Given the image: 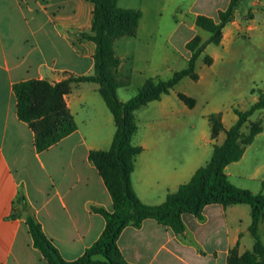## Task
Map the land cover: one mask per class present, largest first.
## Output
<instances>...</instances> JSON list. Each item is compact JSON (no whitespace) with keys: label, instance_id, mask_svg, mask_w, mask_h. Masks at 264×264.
<instances>
[{"label":"crops","instance_id":"obj_1","mask_svg":"<svg viewBox=\"0 0 264 264\" xmlns=\"http://www.w3.org/2000/svg\"><path fill=\"white\" fill-rule=\"evenodd\" d=\"M122 1L121 8L141 10V20H148L152 10L176 12L184 3L189 22L177 23L166 46L157 45L156 53L163 55L161 64L147 62L148 79L161 78L165 65L170 77H162L164 80L188 66L192 55L186 48L188 42L197 35L203 41L210 39L211 35L202 37L204 30L196 25L197 17L206 16L219 23V13L231 3L141 0L140 7L134 8ZM94 10L90 0H0V264H49L34 246L26 216H13L14 202L21 196L46 236L70 262L82 257L105 230V217L94 209L114 212L111 194L89 160L91 151L110 149L117 130L100 85H71L65 101L77 129L42 152L36 147L33 129L18 117L14 92L15 84L24 81L47 80L54 85L95 74L96 45L81 36L91 33ZM141 27L140 21L138 35ZM249 40L254 42L253 47L245 48ZM129 41L125 36L115 42V52L122 62L119 87L128 71V57L136 56L124 51ZM206 55L213 59L211 65L205 64ZM174 57L185 60L186 65L179 69ZM197 72L198 81L185 77L170 94L136 113L139 130L133 143L143 151L137 158L132 182L146 205L163 204L168 194L188 183L211 160L215 145L224 143V131L213 136L210 115L221 113L225 130L238 120L231 107L225 111L200 110L201 104L230 98L240 106L257 102L256 88L264 89V0H243L238 5L235 19L223 30L221 44L208 45L197 61ZM180 93L194 98L196 106L189 108L179 98ZM225 171L235 186L264 193V131L242 159ZM183 221V235L154 219L146 220L141 227H127L118 241L125 260L130 264H228L232 249L238 248L240 255L253 249L249 205L225 208L213 204L205 208L203 219L185 214ZM261 231L264 234V218Z\"/></svg>","mask_w":264,"mask_h":264},{"label":"trees","instance_id":"obj_2","mask_svg":"<svg viewBox=\"0 0 264 264\" xmlns=\"http://www.w3.org/2000/svg\"><path fill=\"white\" fill-rule=\"evenodd\" d=\"M95 5L91 33H83V39L96 45L95 74L69 78L57 84L47 80H29L15 84L18 117L29 124L35 132L36 147L45 151L76 131L77 125L70 113L65 96L71 92L73 83L92 82L100 85V94L113 114L117 126L113 143L107 151H91L89 160L97 167L114 202V212L94 209L106 219V227L99 238L84 255L75 261H66L46 236L42 225L29 212L26 199L18 201L26 211V223L33 238L34 246L42 253L49 264H130L122 255L118 241L122 232L129 226L141 227L148 219L170 227L183 235L186 226L185 214L203 219L205 208L219 204L227 208L234 205L251 207L252 223L249 231L254 239L253 249L238 254V248L230 251L228 264H264V242L260 226L264 218V193L255 194L235 186L226 174V167L242 159L246 149L253 144L257 135L264 131L262 121L251 122V117L264 111V89H258V100L246 110L234 108L237 122L225 130L221 113L209 116L216 138L226 133L223 144L215 145L211 160L197 170L192 179L173 193L168 194L161 205H146L134 190L132 175L138 156L143 149L133 143L139 130L136 117L138 110L151 102L170 94L185 78L199 80L197 61L205 53L208 45H220L224 28L235 19V11L243 0H231L227 10L219 13V23L206 16H198L196 25L210 33V39L203 41L195 36L186 48L192 55L188 66L175 72L169 79L149 78L137 95L128 101H121L117 95L119 88L118 70L121 60L115 52V41L121 37H137L139 22L143 17L141 10L125 9L117 5V0H90ZM250 17L254 14L250 13ZM213 59L206 55L205 64L211 65ZM128 84L124 81L123 85ZM179 98L191 109L196 100L180 93ZM250 125L251 132L244 129ZM14 217L19 216L14 213Z\"/></svg>","mask_w":264,"mask_h":264},{"label":"rangeland","instance_id":"obj_3","mask_svg":"<svg viewBox=\"0 0 264 264\" xmlns=\"http://www.w3.org/2000/svg\"><path fill=\"white\" fill-rule=\"evenodd\" d=\"M117 5L119 6V0L116 1ZM122 4L128 6H132L134 8H139L141 4V0H124L122 1ZM182 8H180L178 11L174 12L173 9H162V10H152V14L148 17V20H140L142 22V27L139 31V36L137 39H134L133 37L130 38L129 45L124 48V51H127V54L134 53L136 56L133 58L132 56H129L127 59V72L124 74V81L128 82V84L123 85L122 87H119L117 89V95L121 101L123 100H130L134 96L137 95L140 88L145 84L147 77L146 67L147 62L151 61L154 64H157L158 61L162 62L163 55L160 53L159 55L156 53L157 45L158 44H164L166 46V41L168 42L169 35L173 32V29L176 27V24L181 21H187L189 22L187 15H186V9L184 8V3L182 4ZM140 24V22H139ZM201 35L204 39L208 38L210 34L208 32L201 31ZM119 39V38H118ZM116 42V41H115ZM254 42L252 40H249V43H244L245 48H251L253 47ZM259 47V46H257ZM166 48V47H165ZM161 49V47H160ZM167 49V48H166ZM156 53V54H155ZM167 57L171 58L170 52L166 51ZM175 58V59H174ZM172 58V62L174 59V63H176V67L178 66L179 69L186 65L185 60H180L177 57ZM152 64V63H151ZM161 70L164 71V73L161 75L163 78H168L170 75H168L167 70L165 68V65H162ZM173 75V74H172ZM171 75V76H172ZM161 77V78H162ZM258 89H263L261 86ZM230 91H232L231 88H229ZM219 91V89H218ZM221 91V90H220ZM233 103V104H230ZM233 99L230 98L229 101L226 102H220V103H211V104H201V109H207V110H213V109H221L226 110L228 107H231L232 112H234V108L246 111L251 106L246 105H236L234 104ZM262 121L264 125V111L256 112L251 117V122H259ZM244 132L246 134H250L251 129L250 125H248ZM14 212L16 214L20 215H27L26 211L24 210V206L21 203V201H18L15 204ZM261 231V237L264 241V234ZM238 254L239 251H238Z\"/></svg>","mask_w":264,"mask_h":264},{"label":"water","instance_id":"obj_4","mask_svg":"<svg viewBox=\"0 0 264 264\" xmlns=\"http://www.w3.org/2000/svg\"><path fill=\"white\" fill-rule=\"evenodd\" d=\"M240 18V16L239 15H236V19H239Z\"/></svg>","mask_w":264,"mask_h":264}]
</instances>
